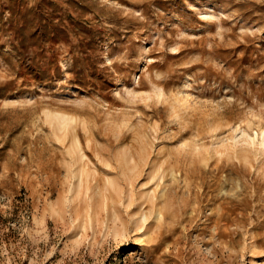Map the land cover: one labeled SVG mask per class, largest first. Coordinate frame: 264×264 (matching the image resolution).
<instances>
[{
	"label": "rangeland",
	"instance_id": "374dc122",
	"mask_svg": "<svg viewBox=\"0 0 264 264\" xmlns=\"http://www.w3.org/2000/svg\"><path fill=\"white\" fill-rule=\"evenodd\" d=\"M263 133L264 0H0V264H264ZM143 150L166 202L108 219Z\"/></svg>",
	"mask_w": 264,
	"mask_h": 264
},
{
	"label": "bare ground",
	"instance_id": "6f19581e",
	"mask_svg": "<svg viewBox=\"0 0 264 264\" xmlns=\"http://www.w3.org/2000/svg\"><path fill=\"white\" fill-rule=\"evenodd\" d=\"M57 118L61 121H58L57 126L59 128H61V124H66L64 123V117L60 114H56ZM64 121V122H63ZM247 134V133H246ZM264 134V133H263ZM73 149L70 152H75L73 154H71V160L68 162V167L67 171H68V175L72 178L71 183L73 182V186L74 189L79 192L81 189L85 188L86 191L91 187V180L88 179L87 175V168H86V164L87 162L83 159L85 157V153L81 150V148L79 147V140L75 137V134H73ZM71 145V141L69 143ZM260 144L262 146H264V137L262 139V141L260 142ZM80 148V149H79ZM143 148V147H142ZM69 149L68 148V153H69ZM140 151V150H139ZM131 152V151H130ZM129 152V153H130ZM128 153V152H127ZM257 153V152H256ZM96 156H98V154H96ZM88 158V157H87ZM98 158V157H97ZM149 157L146 155L145 151L143 150L141 153L139 152L137 156L135 155H128L125 152L122 154L118 153L117 156V160H116V165L113 166V162H109L108 159L107 161L109 162L108 164H105L107 167L109 165H112L114 167V169H117V172L119 170V172L122 175V178H116V177H108L107 180V187L110 186L109 188L112 189L111 193L109 195H104V200L103 202H105L107 199H109L112 203V205L110 206L109 209H107V218H113V220H120L122 224H124L125 221V215H128L129 219H132L134 217V215H140L142 216H146V214L152 210H155L159 208V206L161 207L162 203H165L167 198H166V191L164 190V187H161V185L159 186L160 183V179L157 181L156 179V188H150L148 187V184L146 185V182L141 181V179H139V183L140 186L139 188L141 189L140 194L138 195L137 198H133L131 197L132 194H130V196L127 198V195H129V191L128 189H131L134 187L135 182L137 183V179L140 178V176H143L144 180L150 181V178H154L155 175L159 176V171H158V167H160V163H158V160L156 162L155 160L149 161L148 159ZM101 159V158H99ZM110 159V158H109ZM148 159V161H147ZM113 160V158H112ZM111 160V161H112ZM68 161V159H67ZM86 162V163H85ZM98 163V161H96ZM105 162V161H104ZM97 163H93L95 166V169H99L98 164ZM168 163V162H167ZM103 166V165H102ZM105 167V168H107ZM116 167V168H115ZM167 167V166H166ZM170 167V166H169ZM109 168V167H108ZM107 168V169H108ZM160 169V168H159ZM105 170V169H104ZM109 170V169H108ZM112 170V169H111ZM144 170H147L144 173ZM116 172V170H114ZM113 171V174H114ZM164 170H162L163 172ZM170 171V170H169ZM171 171L173 172V168L171 167ZM67 173V172H66ZM65 173V174H66ZM169 173V172H168ZM117 174V173H116ZM105 175V174H104ZM111 175V174H110ZM119 175V174H117ZM116 175V176H117ZM68 176V177H69ZM91 176V175H90ZM94 176V175H93ZM108 176V173H107ZM120 176V175H119ZM157 176V177H158ZM161 176V175H160ZM179 176V175H178ZM121 177V176H120ZM97 178V177H96ZM107 178V177H106ZM159 178V177H158ZM95 179V178H94ZM105 180V179H104ZM70 183V182H69ZM105 183V182H104ZM96 184V183H95ZM98 184V183H97ZM71 185V184H70ZM104 185V184H103ZM159 186V187H158ZM70 187V186H69ZM158 187V189H157ZM71 188V187H70ZM99 188V187H98ZM102 188V186H101ZM152 189V190H151ZM97 190V189H96ZM70 191V190H69ZM94 192V191H93ZM97 192V191H96ZM86 193V192H84ZM104 193V192H103ZM99 194V193H98ZM105 194V193H104ZM71 195V194H70ZM76 196L78 194H75ZM86 195V194H85ZM94 195V194H93ZM95 195H97L95 193ZM99 196V195H98ZM72 198V197H71ZM94 198V197H93ZM145 198L142 202L140 201L141 199ZM166 198V200H165ZM92 196L89 195L86 199L87 203H91ZM101 199V198H100ZM69 200V198H68ZM67 200V201H68ZM72 200V199H71ZM78 200V199H77ZM76 200V201H77ZM95 200V199H94ZM96 201V200H95ZM70 202V201H69ZM99 202V201H98ZM86 203V204H87ZM97 203V202H96ZM108 203V202H107ZM100 204V203H99ZM98 204V205H99ZM73 205V204H72ZM71 205V206H72ZM92 205V203H91ZM94 205V203H93ZM97 205V204H96ZM106 205V204H103ZM69 206V205H68ZM74 206V205H73ZM84 206V205H83ZM108 206V204H107ZM108 206V207H109ZM98 207V206H97ZM102 207V206H101ZM145 207H147L146 209H144ZM87 208V207H86ZM95 208V207H94ZM131 208V211H129ZM97 209V208H96ZM98 209H101L100 206ZM122 209L124 211H122ZM95 210V209H94ZM92 210V211H94ZM91 211V210H90ZM97 211V210H96ZM101 211V210H100ZM126 214H122L127 212ZM98 212V211H97ZM103 212V210H102ZM91 214V212H90ZM155 214V213H154ZM88 215V214H87ZM139 217V216H138ZM106 218V219H107ZM127 220V219H126ZM134 220V219H133ZM138 220V219H137ZM90 221V220H89ZM87 222V221H86ZM85 222V223H86ZM131 222V221H130Z\"/></svg>",
	"mask_w": 264,
	"mask_h": 264
}]
</instances>
